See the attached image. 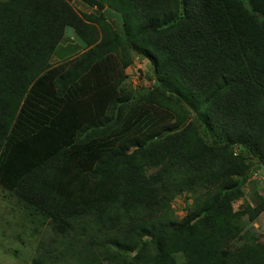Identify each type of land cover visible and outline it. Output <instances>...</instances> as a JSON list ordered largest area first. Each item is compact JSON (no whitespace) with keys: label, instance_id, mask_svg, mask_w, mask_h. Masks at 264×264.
<instances>
[{"label":"trees","instance_id":"1","mask_svg":"<svg viewBox=\"0 0 264 264\" xmlns=\"http://www.w3.org/2000/svg\"><path fill=\"white\" fill-rule=\"evenodd\" d=\"M78 1L0 0V186L32 264H264V0Z\"/></svg>","mask_w":264,"mask_h":264},{"label":"rangeland","instance_id":"2","mask_svg":"<svg viewBox=\"0 0 264 264\" xmlns=\"http://www.w3.org/2000/svg\"><path fill=\"white\" fill-rule=\"evenodd\" d=\"M76 9L82 12L89 13L91 7H88L78 0H74ZM116 26L121 25L119 21L114 20V17L109 18ZM76 35L73 30L68 28L61 45L67 49L68 45L76 44ZM53 58L54 63L58 64L62 57L56 54ZM133 63L126 69V73L130 76L129 83L136 87L137 91L155 87L157 81L155 79L154 69L150 61L142 55L133 54ZM71 56L68 60H71ZM66 61V59H65ZM252 174V181H255L260 193L264 198V168L257 164ZM246 201H239L235 204L236 209L247 205L251 200L250 195L253 193V188L247 187ZM250 193V194H249ZM191 203V198L188 194H183L173 202L174 216L180 220L186 215L187 205ZM24 208L33 210L30 206L22 204L19 199L12 193L6 191L0 186V264H32V259L36 252L38 243L43 240L38 228L31 226L29 220V211H24ZM251 223V222H250ZM41 225V223L39 222ZM256 233L264 240V213L259 215L252 223Z\"/></svg>","mask_w":264,"mask_h":264},{"label":"clouds","instance_id":"3","mask_svg":"<svg viewBox=\"0 0 264 264\" xmlns=\"http://www.w3.org/2000/svg\"><path fill=\"white\" fill-rule=\"evenodd\" d=\"M91 12V11H90ZM237 152L238 153H243L244 155H247V152L244 150V148L242 147V146H238L237 147ZM4 189V188H3ZM6 190V189H5ZM6 191H8V190H6ZM9 192V191H8ZM242 202H243V200H242ZM25 211V210H24ZM31 226H35L36 228H38L37 227V225H31ZM39 235H41V233L39 234ZM42 236V235H41Z\"/></svg>","mask_w":264,"mask_h":264}]
</instances>
